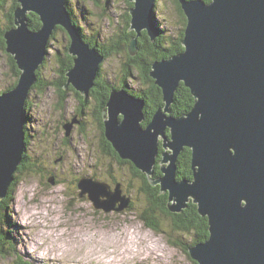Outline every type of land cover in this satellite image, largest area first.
<instances>
[{"label": "water", "instance_id": "95a60500", "mask_svg": "<svg viewBox=\"0 0 264 264\" xmlns=\"http://www.w3.org/2000/svg\"><path fill=\"white\" fill-rule=\"evenodd\" d=\"M129 1L134 3L130 29L137 33L129 52L135 56L144 30L152 40L160 35L155 23L158 0ZM19 2L15 26L5 34L7 51L22 73L13 89L0 94L1 199L24 160L27 100L48 56L54 28L62 25L67 30L69 53L75 57L66 87L72 85L88 98L105 61L73 23L69 0ZM179 2L187 17L184 50L155 61L151 71L165 104L144 126L146 100L126 88H114L104 112L105 136L120 158L130 160L153 186L168 193L171 212L181 213L193 201L208 217L209 238L190 247L193 260L264 264V0ZM31 12L41 18L39 30L29 25ZM182 82L196 102L190 112L174 116L172 105ZM75 121L80 122L79 117ZM65 130L70 136L71 121ZM185 147L192 149L194 176L179 180L177 162ZM160 153L163 175L153 178ZM116 185L113 190L109 183L90 177L78 183L80 197L87 195L106 212L130 206L121 184Z\"/></svg>", "mask_w": 264, "mask_h": 264}, {"label": "rangeland", "instance_id": "374dc122", "mask_svg": "<svg viewBox=\"0 0 264 264\" xmlns=\"http://www.w3.org/2000/svg\"><path fill=\"white\" fill-rule=\"evenodd\" d=\"M11 3L0 7V26L7 20ZM69 6L87 37L109 45L124 29L126 15H131L129 10L134 3L70 0ZM155 23L165 39L178 38L183 29L185 34L184 19L175 0L157 1ZM68 44L71 45L68 34L57 29L49 40L48 56L39 67L43 79L50 84L34 88L27 100L24 124L28 162L15 175L19 180L12 205L18 224L14 235L19 253L35 264H193L183 248L170 241H191L189 234L173 229L171 218L157 212L161 231L148 227L141 218L148 205L141 190L142 180L129 163H120L105 149L93 97L81 106L78 94L68 90L62 99L58 58L64 57ZM127 52L108 57L102 63L101 78L120 86ZM15 80L9 54L0 50V94ZM127 83L128 89L135 92L144 86L139 77H132ZM81 110L84 114L79 117L76 112ZM76 116L80 122H72ZM70 121L72 131L67 136L65 124ZM161 143L159 147L163 149ZM82 177L107 182L113 190L119 182L122 194L130 198L129 208L109 212L96 208L87 195L80 197L78 183ZM0 264H14V257L0 256Z\"/></svg>", "mask_w": 264, "mask_h": 264}, {"label": "trees", "instance_id": "16d2710c", "mask_svg": "<svg viewBox=\"0 0 264 264\" xmlns=\"http://www.w3.org/2000/svg\"><path fill=\"white\" fill-rule=\"evenodd\" d=\"M206 2H211L212 0H205ZM9 2L11 3V8L7 12V20L4 25L0 26V50L7 51L5 34L8 30L15 26V10L20 6L19 0H0V7L5 8L7 5L9 7ZM178 5L180 14L184 19V26L187 24V17L181 7L179 0H175ZM70 0L68 2V8L71 13V18L75 25L79 28V23L75 19V15L72 12L71 7L69 6ZM131 19L130 14L126 15V23L123 30H120L119 33L115 35L111 44H106L98 42L94 37H87L93 45H95L99 50H101L105 56L108 58L114 54L122 53L128 50V62L123 63L122 65V83L120 86H114L110 84L106 79L101 78V73L99 74L96 85L92 88L90 96L85 98L79 93L78 90L74 91L78 94L81 100V106H85L90 97H93L94 102H96L97 117L101 120V129L103 133V141L105 149L111 153L120 163H129L132 166V170L135 175L142 180L141 190L147 197L148 205L147 208L142 212L141 218L144 220L145 224L157 231H161L160 220L156 218V214L162 213V215H167L171 218V224L174 230L181 231L191 236L190 242H185L181 239H175L170 241L177 246L183 248V250L190 256L193 264H198L197 261L193 260L190 254V247L207 240L210 235L209 229V219L207 216H202L198 210V204L191 201L189 206L184 209L181 213H173L169 209V198L168 193H162L160 185L153 186L150 182L149 177L140 171L130 160H124L120 158L116 150L113 148L112 144L107 140L105 136V125H104V111L107 110L108 101L110 99L111 91L114 88H126L130 93L136 97H140L146 100L145 113L147 119L151 120L154 113L163 106L164 97L163 90L156 84V80L151 76V71L153 68V63L157 60L167 59L171 56L180 53L184 50L183 39H184V29L181 31L180 36L176 39H165L163 34L156 40H152L148 33L144 32L142 36L139 37V53L136 56H132L129 52V45L133 37L137 35L136 31L131 30ZM29 23L30 27L33 30H39L42 27V21L40 16L31 12L29 14ZM66 30L63 26H57L53 32V35L57 29ZM185 28V27H184ZM80 29V28H79ZM81 31V30H80ZM162 31V30H161ZM67 32V30H66ZM68 33V32H67ZM82 33V32H81ZM69 35V34H68ZM70 37V36H69ZM71 39V38H70ZM70 44L67 45L65 50V55L62 58H58V65H60L59 72L61 73L62 79L59 81L58 89L61 93L62 99L65 98V95L68 92L66 89V84L68 81L67 72L74 66V57L69 54ZM9 54V53H8ZM9 66L11 73L16 77L15 83L10 86L7 90L15 87L18 83L21 70L18 67V64L12 54H9ZM102 68V67H101ZM41 69H38V82L34 84L32 90L36 87L43 88L48 86L50 83L43 79L41 74ZM139 77L141 84L144 85L143 88L139 91H131L128 89V79ZM72 86V85H71ZM6 90V91H7ZM31 90V91H32ZM5 91V90H4ZM3 92V91H1ZM196 102L195 97L193 96L191 90L182 82L176 91L175 101L172 105V114L174 116H180L191 111ZM144 126L148 122H143ZM26 128V127H25ZM170 131H168L169 133ZM28 140V139H27ZM162 152L163 149L161 148ZM161 153L158 156L157 164L155 166L154 177L162 176L161 170ZM28 158L27 154L24 155V162L20 165L18 172L24 170L27 165ZM193 168H192V149L186 147L182 152L181 156L178 158V170L177 177L178 179H193ZM19 177L15 179L13 184L10 187L8 195L1 199L0 198V256H13L14 264H35L31 260L26 259L18 251V241L14 235V231L17 228L18 224L14 220L12 205L15 199V191L18 184Z\"/></svg>", "mask_w": 264, "mask_h": 264}, {"label": "flooded vegetation", "instance_id": "af4514ba", "mask_svg": "<svg viewBox=\"0 0 264 264\" xmlns=\"http://www.w3.org/2000/svg\"><path fill=\"white\" fill-rule=\"evenodd\" d=\"M72 9V8H71ZM72 12H73V10H72ZM73 14H74V12H73ZM128 14V13H127ZM79 28H80V30H81V32H82V34L83 35H86L85 33H84V31H83V29H82V27L79 25ZM65 32H66V30H64ZM144 32H146V30H144ZM144 32H143V34H144ZM67 33V32H66ZM68 34V33H67ZM69 36V35H68ZM87 36V35H86ZM85 37V36H84ZM86 39V41L87 42H89L88 40H87V38H85ZM69 42L71 43V40H70V37H69ZM91 46L93 47V46H95V45H92V43H91ZM96 47V46H95ZM99 49V48H98ZM101 53H103L101 50H99ZM140 51V50H139ZM139 53V52H138ZM138 53H137V55H138ZM104 54V53H103ZM105 55V54H104ZM73 56V55H72ZM136 56V55H135ZM74 57V56H73ZM75 58V57H74ZM105 60H107V57L105 56ZM105 62V61H104ZM103 62V63H104ZM101 70H102V68H101ZM102 71H100V73H101ZM99 73V74H100ZM99 76V75H98ZM66 89H68V90H74V87L73 86H68V87H65ZM80 93V92H79ZM81 94V93H80ZM82 95V94H81ZM82 102H85L84 100H82ZM106 111V110H105ZM82 114H84V112H82V110L81 111H78V112H76V115L78 116L79 115V117L80 116H82ZM146 114V113H145ZM104 118V117H103ZM148 117H147V115H146V119H145V121L144 122H148L149 123V121L150 120H148L147 119ZM157 159H158V157H157ZM155 173V172H154Z\"/></svg>", "mask_w": 264, "mask_h": 264}, {"label": "bare ground", "instance_id": "6f19581e", "mask_svg": "<svg viewBox=\"0 0 264 264\" xmlns=\"http://www.w3.org/2000/svg\"><path fill=\"white\" fill-rule=\"evenodd\" d=\"M73 21V20H72ZM74 23V22H73ZM75 24V23H74ZM29 25H30V23H29ZM57 26H62V25H57ZM56 26V27H57ZM77 27V26H76ZM56 28H54V30H55ZM54 30H53V32H54ZM80 30V29H79ZM146 31H147V29H146ZM81 32V31H80ZM82 34V33H81ZM70 36V35H69ZM83 36V35H82ZM84 38V40L86 41V39H85V37H83ZM71 40V39H70ZM87 42V41H86ZM88 43H90L91 44V42L89 41ZM179 116V115H178ZM154 176V175H153Z\"/></svg>", "mask_w": 264, "mask_h": 264}]
</instances>
